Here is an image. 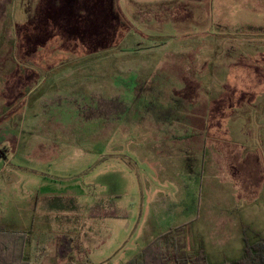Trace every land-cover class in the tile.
I'll return each mask as SVG.
<instances>
[{
  "label": "rangeland",
  "instance_id": "obj_1",
  "mask_svg": "<svg viewBox=\"0 0 264 264\" xmlns=\"http://www.w3.org/2000/svg\"><path fill=\"white\" fill-rule=\"evenodd\" d=\"M188 124L210 126L204 145L169 140ZM48 194L43 237L89 224L69 209L126 213L76 264H125L144 228L216 264L263 243L264 0H0V227L32 230ZM52 243L34 251L67 264Z\"/></svg>",
  "mask_w": 264,
  "mask_h": 264
},
{
  "label": "crops",
  "instance_id": "obj_2",
  "mask_svg": "<svg viewBox=\"0 0 264 264\" xmlns=\"http://www.w3.org/2000/svg\"><path fill=\"white\" fill-rule=\"evenodd\" d=\"M37 84L39 85L40 82L37 81ZM41 85H42V83H41ZM42 90L43 89H41L40 87H36L35 89H31V93L35 91V93H33V94H37V97L39 98V100H38L39 106H41L43 104V102H45V100H43L42 97L44 95H48L47 90H44V92ZM66 102H68V100H66ZM65 105L66 104H64L63 107H65ZM60 121H61V118H59V123L51 125V126H49V128L54 127L52 130V132H54V133H59V134L64 133L65 135H67V130L69 129V126L61 124ZM46 127H48V126H46ZM56 127H59V128H56ZM67 127H68V129H67ZM111 127H108V129L110 130ZM176 127H177V131H174V132H176L177 135L174 138H170L169 140L175 141V143H177V144L189 142V144H193V145L194 144L204 145L205 136L207 138H209V136L205 135V134L210 133V131H211L210 126L206 125V124L205 125L203 124L202 126H198V127L196 125H189V124L188 125H178ZM171 128H169V130ZM19 130L20 129H16L15 133H19ZM33 130L36 131L35 129H33ZM167 132H168V129H167ZM196 141L198 143H196ZM208 141H209V139H208ZM208 141L206 143L207 146L210 143ZM2 143H4V142H2ZM218 143L220 145L218 152L221 154V150L224 149V146H223V143H221V141H219ZM42 145L43 144H41V143L38 144V146H40V147ZM221 145L223 148H221ZM30 147L34 148L33 146H30ZM201 155H202L201 161H203L202 166H204V169H205V167H206L205 162H204L205 161V152H203V150H202ZM223 165H224V163L222 164L221 159H220L219 166H218L219 170L221 169V167ZM56 197L57 196L53 195V194H51V195L48 194L46 196H40V198L38 197V200L36 201L35 204H33L32 208L29 209V212H28V214H31L30 215V223L28 224L27 227L21 228V229H32V231H33V240H32V245H31L32 247H31V251H30V256H31L32 262H34L35 264H37V262L39 263V261L43 262L42 264H52V262H48L49 259H48V257L45 256L46 251H45V254H43V256L37 255V253L34 251L35 246L43 247V249L46 250L45 248H46V245L49 241H51V243L53 242L52 244H54V246L57 249V250H55L56 251V253H55L56 254L55 255L56 260L59 257V253H60V248H57V246L60 247L62 244H66L67 247L63 250V252H65L66 256H68V259H67L68 263L67 264H70V263L76 264L73 260V254L74 253H77V252H80V254H82L81 252L85 253V252H87L86 250L89 249V245L90 246L96 245L97 242L102 240V238L100 237V234L98 232L99 225L105 224V223H110L111 221L123 220L126 217V213L122 209L115 207L114 202L111 204V206L104 208V209H103V207H100V205L94 206V207L91 206L90 210H87L85 213L84 212H77L75 210V208L73 210L69 209L70 211L67 213L68 215H70L72 218H74V214L75 215L80 214V217H77V215H76L75 218L84 219V220L88 219L89 224L86 226L83 223H80L79 225H76V226L75 225L70 226L69 227L70 229L68 231H66L65 233H60L57 236H52V237H46V236L43 237L42 236L43 232L41 231V229L43 228V226H45L44 221L40 220V219L37 220L36 214L37 215L39 214L41 216L43 215V217H46V213H48V212L52 213L51 209L54 208V205L52 204V200L55 199ZM60 198H66V195H61ZM60 210L63 211V209H60ZM222 221L230 222V220L228 218H220L218 220V222H222ZM154 224H157V221H155ZM38 231H39V234H38ZM163 232H165V231L157 230L155 228H150L148 230L146 228H144L143 233L138 238V242L140 245H138L136 252H139L140 248L147 245L151 240H153L154 237H156L157 235H159ZM212 237H214L213 233H211V235H210V243H209L210 247L213 249H216V248L219 249V248H224L227 246H232V245H237V244L241 245L242 244L241 236H239L237 234L235 236L233 235L232 238H230V239H234L233 241H218L217 242V241H213L211 239ZM114 238L115 237L109 238V239H114ZM225 238H227L226 232L224 235V239ZM37 249H39V248H37ZM190 249H192V248H190ZM201 251H204L206 253V251L204 249ZM207 258L210 261L209 256H207ZM86 260H87V262H89V264H93L89 258H87ZM83 262H86V261H83ZM210 263L216 264V263H212L211 261H210Z\"/></svg>",
  "mask_w": 264,
  "mask_h": 264
},
{
  "label": "trees",
  "instance_id": "obj_3",
  "mask_svg": "<svg viewBox=\"0 0 264 264\" xmlns=\"http://www.w3.org/2000/svg\"><path fill=\"white\" fill-rule=\"evenodd\" d=\"M32 230L0 227V264H35L30 251ZM241 259L224 264H264V242L257 246H246ZM72 264V263H70ZM74 264V263H73ZM82 264H89L83 262ZM125 264H211L202 252L187 253L180 242L177 230L170 229L144 246Z\"/></svg>",
  "mask_w": 264,
  "mask_h": 264
}]
</instances>
